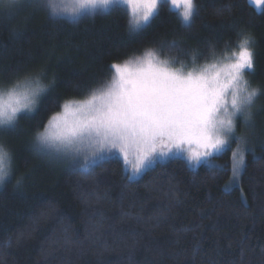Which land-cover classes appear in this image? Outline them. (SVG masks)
Returning a JSON list of instances; mask_svg holds the SVG:
<instances>
[{"label":"trees","instance_id":"trees-1","mask_svg":"<svg viewBox=\"0 0 264 264\" xmlns=\"http://www.w3.org/2000/svg\"><path fill=\"white\" fill-rule=\"evenodd\" d=\"M194 2L199 12L190 27L165 4L135 33L121 4L69 14L41 0L42 7L0 12V87L39 70L44 83L55 78L35 111L17 118L22 150L6 145L15 169L0 188V264H264V135L250 140L230 187L232 144L212 168L174 157L133 181L116 159L82 174L47 163L32 147L64 100L111 78V64L173 40L183 51L165 55L187 67L194 51L196 65L216 62L226 44L231 55L240 28L256 39L254 73L246 75L261 89L255 118L264 124V12L248 0ZM224 5L231 7L218 11ZM210 46L215 57L200 55Z\"/></svg>","mask_w":264,"mask_h":264},{"label":"snow or ice","instance_id":"snow-or-ice-1","mask_svg":"<svg viewBox=\"0 0 264 264\" xmlns=\"http://www.w3.org/2000/svg\"><path fill=\"white\" fill-rule=\"evenodd\" d=\"M82 8L105 10L120 4H140L142 8L130 21L129 31L138 32L150 25L165 4L178 9L184 27H190L199 12L194 0H78ZM258 12H264V0H248ZM42 7L41 0H0V12L8 15L18 5ZM224 5L218 11L230 8ZM54 14V13H53ZM235 27V26H233ZM236 46L225 45L226 62L187 67L166 52H182L180 42L165 41L148 48L142 55L113 63L110 79L94 87L80 99L69 98L61 111L52 113L42 130L35 133L37 148L61 158H70L74 168L89 174L110 159L118 160L127 179L133 181L158 162L183 154L190 168H212L213 161L232 151V178L238 182L246 166V136L236 134V119L242 116L251 126L252 108L261 89L245 77L254 73L255 37L240 28ZM200 55L216 56L210 46ZM179 63V67L177 64ZM43 70L0 87V129L14 128L18 114L33 112L40 97L55 84L44 83ZM230 97V98H229ZM13 156L0 143V178L10 177ZM22 179V178H21ZM20 180L17 181V184ZM246 206V199L242 197Z\"/></svg>","mask_w":264,"mask_h":264},{"label":"rangeland","instance_id":"rangeland-1","mask_svg":"<svg viewBox=\"0 0 264 264\" xmlns=\"http://www.w3.org/2000/svg\"><path fill=\"white\" fill-rule=\"evenodd\" d=\"M46 1H48L49 3L52 2L51 4L55 7L54 11H57V12L58 11L61 12L62 10H66V11H68L69 14H71L76 9H80V12H82V10H86V9L87 10L88 9L89 10L93 9V8H82L80 6L78 0H46ZM121 5H123L124 7H126L128 9L129 14H130V20H132L134 18V16L142 8V5H140V4H133V5H130V6L129 5H125V4H121ZM96 8H99V6L96 7ZM178 9H180L179 11L182 12V10H183L182 4L178 6ZM223 62H226V58H224L222 60H219V61H216V63H218V64L219 63H223ZM207 64H209V63H207ZM199 66H203V65H199ZM245 78L247 79V75H246ZM258 101L259 100H258V97H257L256 100H255L254 106L252 108L253 118L251 120V126H245L244 119H243L242 116L237 117V119H236V134L237 135L246 136L248 141H249V143H250V140H253L254 138L259 140L264 135V129H263L264 128V124L262 123L263 122L262 117L261 118L258 117V120L255 118L257 113L261 110V108H260L261 106H260ZM31 113L32 112H21V113L18 114V117L20 115H22V114H31ZM20 132H22V131L19 130V128L17 127V124L15 125L14 128L0 129V143H3L5 146L7 145V143H9V144H11L12 147H14L15 150L19 151L18 150V146L20 148L19 142L21 140H23V136H24V135H21ZM249 143H248V145H249ZM232 145L234 147V150H236L237 149V144L235 142H233ZM32 147H33V150L36 151L38 153V155L41 156L42 159L45 160L47 163L49 162L50 164H52L55 167H58L59 169H62V168L63 169H75L74 165H73V161L70 158H61V157H58V156H56L54 154L50 155V154H48V153H46L44 151L39 150L37 148L36 144H35V137H34V140H33V143H32ZM20 150H22V149L20 148ZM174 157H179V158L184 159V155L183 154L176 155ZM174 157H172V158H174ZM166 160H168V159H166ZM166 160H164V161H166ZM164 161H162V162H164ZM158 163H160V162H158ZM14 166H15V164H14V160H13L11 176H12L13 171L15 169ZM9 178H7L6 181ZM236 183H238V182H236ZM233 184H235V183H233V178H232V174H231L230 182L228 183L227 187H230ZM2 185H0V188L2 187Z\"/></svg>","mask_w":264,"mask_h":264},{"label":"clouds","instance_id":"clouds-1","mask_svg":"<svg viewBox=\"0 0 264 264\" xmlns=\"http://www.w3.org/2000/svg\"><path fill=\"white\" fill-rule=\"evenodd\" d=\"M7 178H8V177L0 178V185H2V184L6 181Z\"/></svg>","mask_w":264,"mask_h":264}]
</instances>
